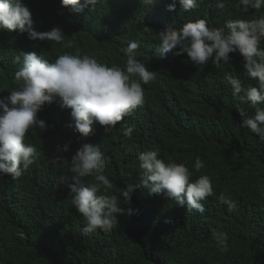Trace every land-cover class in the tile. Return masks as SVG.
<instances>
[{
	"label": "trees",
	"instance_id": "16d2710c",
	"mask_svg": "<svg viewBox=\"0 0 264 264\" xmlns=\"http://www.w3.org/2000/svg\"><path fill=\"white\" fill-rule=\"evenodd\" d=\"M24 2L37 32L59 27L65 38L55 44L0 30V98L19 88L14 81L19 51H35L50 62L79 51L124 69V49L137 41V59L152 64L156 79L142 84L144 103L131 139L122 130L107 133L98 123L83 137L67 127L71 109L55 102L38 113L47 130L30 129L25 143L37 148L39 158L18 179L0 176V264H264V143L241 127L255 110L232 96L224 76L230 72L245 87L257 88L258 78L247 76L238 53L220 68L211 62L197 67L186 53L165 58L155 53L158 33L169 25L181 28L190 20L206 19L210 27L223 28L228 20L264 15V9L244 17L234 7L236 0H202L191 12L180 10L178 0L175 10L168 9L173 0H156L151 8L139 0H102L93 10L71 12L61 0ZM219 2H225L223 9ZM237 108L247 115L242 117ZM69 141L70 151H57V145ZM84 143L100 144L112 194L139 184V152L159 149L166 161L185 164L193 181L209 176L215 195L203 201L200 212L137 187L131 201L120 200L125 211L111 232L85 236L84 219L72 204L73 182H61ZM55 156L63 158L53 164ZM197 157L204 164L199 172ZM221 193L236 204L234 211L219 201ZM130 207L138 214L129 215ZM213 229L228 233L227 248L212 240Z\"/></svg>",
	"mask_w": 264,
	"mask_h": 264
},
{
	"label": "clouds",
	"instance_id": "9594fccd",
	"mask_svg": "<svg viewBox=\"0 0 264 264\" xmlns=\"http://www.w3.org/2000/svg\"><path fill=\"white\" fill-rule=\"evenodd\" d=\"M139 2L143 8H151L156 0ZM178 2L180 10L191 12L199 7L202 0ZM99 3L102 0H61L62 8L71 12H80L90 6L93 10ZM176 7V0L168 5L169 10ZM217 7L223 9L225 2H219ZM234 7L241 16L247 17L253 10L259 12L264 9V0H236ZM33 23L31 10L24 0H0V30L27 33L31 40L63 42L65 34L61 28L37 32ZM158 39L155 50L158 57L186 53L197 67L211 62L220 68L221 63L227 65L231 61L233 56L230 54L238 53L247 76L258 78L259 87H245L230 72L225 73L224 79L231 87L232 96L240 104H249L255 110L253 116L243 120L241 127L247 128L264 143V107H260L264 105V15L228 20L223 28L210 27L206 19L190 20L181 28L165 27L158 33ZM138 47L137 41H131L124 49L127 57L124 69L109 67L89 55H81L79 51L59 55L55 62L35 51H19L14 57V63L20 65L14 73V81L19 88L0 98V176L18 179L39 158L37 148L25 143L26 136L30 129L47 130L48 125L38 118V113L45 105L50 106L54 102L71 109V122L67 127L83 137L90 136L98 123L105 127L107 133L122 130L123 135L131 139L139 106L144 103L142 84L156 79L152 64L137 59ZM237 109L242 117L247 115L244 108ZM70 144L71 141L62 147L57 145V151H70ZM62 158L55 156L52 163ZM137 160L139 184H130L126 190L119 188L112 194L113 183L105 175L107 165L100 144L84 143L77 149L61 182H73L69 184L70 193L74 194L72 204L84 219L83 235L101 230L111 232L118 224L117 215L125 211L120 200L125 203L131 201L137 187L147 188L149 194H162L175 201L176 206L186 205L188 210L200 212L204 211L203 201L215 195L209 176L202 175L193 181V173L185 164L166 161L160 157L159 149L139 152ZM194 167L197 172L204 167L199 157ZM218 199L228 206L230 212L237 207L223 193ZM127 212L129 215L138 214V210L131 207ZM211 238L219 248H227V232L213 229Z\"/></svg>",
	"mask_w": 264,
	"mask_h": 264
}]
</instances>
